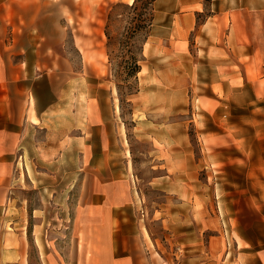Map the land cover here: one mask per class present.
I'll list each match as a JSON object with an SVG mask.
<instances>
[{"label":"rangeland","instance_id":"1","mask_svg":"<svg viewBox=\"0 0 264 264\" xmlns=\"http://www.w3.org/2000/svg\"><path fill=\"white\" fill-rule=\"evenodd\" d=\"M49 1L57 2L39 6L45 19H30L57 32L60 44L55 53L39 54L45 62L40 80L21 94L13 85L11 93L16 100L32 94L41 106H56L49 111L53 117L28 127L27 140L12 150L13 164L6 167V226L15 222L18 232L28 233V264H76L78 207L109 189L122 201L126 191L133 193L136 218L162 264H198L217 256L232 237L228 223L234 221L258 228L262 242L264 102L228 89L219 100L202 102L206 89L196 74H205L203 61L194 57L200 65L191 70L166 55L170 43L157 39L156 24L127 43L132 21L123 5L133 0ZM7 8L0 28L5 25L10 36L11 27H26L27 7L15 5L14 17ZM156 11L158 2L153 17ZM257 42L264 46V34ZM134 54L140 71L128 77L125 68ZM15 122L6 123L18 130Z\"/></svg>","mask_w":264,"mask_h":264},{"label":"crops","instance_id":"2","mask_svg":"<svg viewBox=\"0 0 264 264\" xmlns=\"http://www.w3.org/2000/svg\"><path fill=\"white\" fill-rule=\"evenodd\" d=\"M45 2L54 4L57 1L0 0V22L7 17V7L14 17L16 11L13 7L17 4L27 7L22 16L28 21L24 29L11 27L10 36L5 25L0 28V264H28V233L18 232L15 222L6 226L5 221L8 211L4 194L8 183L5 174L6 167L13 164L10 154L27 140L23 136L28 127H35L47 117H53L49 111L56 108L52 103L41 106L32 94L16 100L12 89L13 85L19 86V93H26V88L39 81L43 75L39 74L40 68L45 63L39 54L55 53L53 46L60 44L57 32L42 29L35 21L39 14L46 18L47 15L39 9ZM156 2L161 11L154 13L152 27L156 24L155 27L159 28V41L170 43L165 46V54L186 61L191 70H198L200 65V62L193 64L194 57L203 61L201 66L205 74H196L202 79L199 84L206 89L200 96L202 102L219 100L227 89L245 91L251 102H264V46L257 42V38L264 34V0H208L206 9L203 0ZM204 11L206 14L198 23L197 17ZM192 34L196 38L194 45L190 43ZM249 70L254 71L255 78L249 76ZM13 102L17 109H13ZM74 114L68 115L69 133L76 121ZM71 118H74L73 123ZM13 119H16L18 130L9 127L13 126L10 125ZM107 149L102 146V150ZM117 193L112 189L94 192L92 194L97 197L91 196L79 205L82 212L76 215V264H162L148 230L136 218L133 193L126 191L124 201ZM228 225L232 237L229 241L224 239V248L217 256L211 254L198 264H264V240L257 239L258 228L239 226L236 221ZM261 236L264 238V233Z\"/></svg>","mask_w":264,"mask_h":264},{"label":"trees","instance_id":"3","mask_svg":"<svg viewBox=\"0 0 264 264\" xmlns=\"http://www.w3.org/2000/svg\"><path fill=\"white\" fill-rule=\"evenodd\" d=\"M155 0H133L132 4L130 5H123L124 8H126L129 11V14L131 15V23L132 26L131 29L128 28L127 31V39L129 40L127 43L130 42V40L136 38L139 33L145 31L149 33L152 21H153V3ZM121 6L122 4H117ZM116 5V6H117ZM122 13L118 14L121 15ZM111 17V15H110ZM109 19V17H108ZM107 36V32H106ZM142 48L140 49V54H142ZM140 58L136 54L132 55L130 57V60L127 63L126 66V75L128 77L136 76L137 73L140 71V65H139Z\"/></svg>","mask_w":264,"mask_h":264},{"label":"bare ground","instance_id":"4","mask_svg":"<svg viewBox=\"0 0 264 264\" xmlns=\"http://www.w3.org/2000/svg\"><path fill=\"white\" fill-rule=\"evenodd\" d=\"M132 2V1H131ZM21 164V163H20ZM38 241V240H37Z\"/></svg>","mask_w":264,"mask_h":264}]
</instances>
